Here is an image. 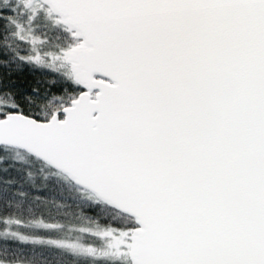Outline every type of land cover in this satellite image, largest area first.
I'll return each instance as SVG.
<instances>
[{
  "label": "snow or ice",
  "instance_id": "obj_1",
  "mask_svg": "<svg viewBox=\"0 0 264 264\" xmlns=\"http://www.w3.org/2000/svg\"><path fill=\"white\" fill-rule=\"evenodd\" d=\"M0 264H264V0H0Z\"/></svg>",
  "mask_w": 264,
  "mask_h": 264
}]
</instances>
